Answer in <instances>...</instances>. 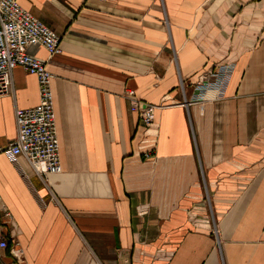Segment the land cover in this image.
<instances>
[{
  "label": "crops",
  "instance_id": "1",
  "mask_svg": "<svg viewBox=\"0 0 264 264\" xmlns=\"http://www.w3.org/2000/svg\"><path fill=\"white\" fill-rule=\"evenodd\" d=\"M61 36L50 59L61 170L7 147L39 102L0 95V264H264V0H17ZM233 64L215 96L196 87ZM156 105L144 125L124 91Z\"/></svg>",
  "mask_w": 264,
  "mask_h": 264
},
{
  "label": "built area",
  "instance_id": "2",
  "mask_svg": "<svg viewBox=\"0 0 264 264\" xmlns=\"http://www.w3.org/2000/svg\"><path fill=\"white\" fill-rule=\"evenodd\" d=\"M61 36L44 22L23 8L17 0H0V95L12 89V70L24 68L37 78L39 102L29 108L15 109L16 137L7 147L11 156H23L41 175L61 170L59 144L55 127L53 95L50 87L52 74L46 68V60L30 53L32 46L42 47L51 58L60 52ZM233 64L226 63L211 73L215 77L205 79L196 88L203 92L210 90L218 96L225 88ZM125 97L130 110L137 112L144 125L155 118L156 105L134 97V91L126 88ZM9 248V242L0 227V251ZM12 260L2 264H16L20 251L10 249Z\"/></svg>",
  "mask_w": 264,
  "mask_h": 264
}]
</instances>
